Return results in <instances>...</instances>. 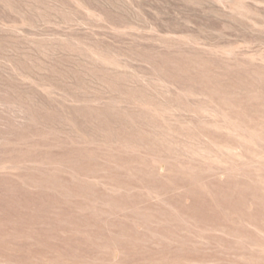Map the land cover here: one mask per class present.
I'll return each instance as SVG.
<instances>
[{"label":"rangeland","instance_id":"obj_1","mask_svg":"<svg viewBox=\"0 0 264 264\" xmlns=\"http://www.w3.org/2000/svg\"><path fill=\"white\" fill-rule=\"evenodd\" d=\"M0 264H264V0H0Z\"/></svg>","mask_w":264,"mask_h":264}]
</instances>
